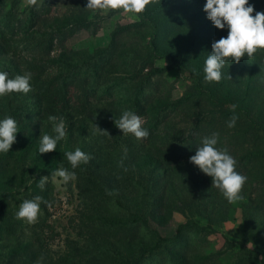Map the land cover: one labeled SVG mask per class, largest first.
<instances>
[{
	"label": "rangeland",
	"instance_id": "obj_1",
	"mask_svg": "<svg viewBox=\"0 0 264 264\" xmlns=\"http://www.w3.org/2000/svg\"><path fill=\"white\" fill-rule=\"evenodd\" d=\"M205 4L158 0L136 16L101 15L85 8L87 0H0V71L32 73L31 92L0 96V120L11 116L19 128L11 150L0 153V264L41 256L42 264H136L186 224L180 244L145 264H170L172 256L176 264H264V141L246 137L250 119L264 124V51L229 59L222 80L206 82L212 42L228 29L213 25ZM57 86L68 89L63 99L53 97ZM234 102L245 112L228 128ZM124 110L141 114L147 139L116 127ZM53 115L67 135L40 154V136L55 135ZM213 132L248 177L236 203L189 162ZM76 148L92 159L72 169L64 153ZM61 166L76 179L38 187ZM35 196L42 197L37 222L17 219L19 204ZM137 218L146 226L129 225Z\"/></svg>",
	"mask_w": 264,
	"mask_h": 264
},
{
	"label": "clouds",
	"instance_id": "obj_2",
	"mask_svg": "<svg viewBox=\"0 0 264 264\" xmlns=\"http://www.w3.org/2000/svg\"><path fill=\"white\" fill-rule=\"evenodd\" d=\"M31 6H36L38 0H27ZM158 3V0H87L88 10L99 11L101 15L109 11L123 10V13L139 16L144 13L150 5ZM204 11L207 18L220 30L227 26L228 35L212 42L211 53L204 62V79L206 82L219 83L223 78L222 69L227 61L231 59L239 63L247 56L251 59L258 51H264V12L256 11L255 6L249 0H206ZM255 13V15H253ZM231 79V77L229 76ZM32 73L25 72L9 78L6 71H0V96L10 93L27 94L32 91ZM236 106H232L233 115L227 121V127L233 128L239 116L235 114ZM53 122L55 135L43 134L39 139V153H51L56 151L57 144L65 139L66 125L62 118L49 116ZM145 121L132 110H124L119 119H115V125L124 135L132 134L137 140L147 139L149 131L143 127ZM95 130L101 134H109L107 130H101L96 124ZM19 132L18 122L11 116L0 120V153H8L13 144L17 142ZM110 135V134H109ZM219 133L213 132L202 139L195 155L189 158V162L197 166L200 171L212 178L213 187L218 189L229 203H236L243 199L242 193L248 181V177L237 171L238 161L229 153L226 147L218 146ZM72 169L81 164H88L92 157L76 148L74 151L64 153ZM55 183L57 178L63 183L76 179L74 171H69L61 166L51 173L43 176L38 187L44 189L49 179ZM111 194V193H110ZM42 197L35 196L25 199L19 204L16 218L25 220L29 224L37 222L41 215ZM44 203L47 204L46 201ZM50 207V205H49ZM44 257L41 256L36 264H42Z\"/></svg>",
	"mask_w": 264,
	"mask_h": 264
},
{
	"label": "trees",
	"instance_id": "obj_3",
	"mask_svg": "<svg viewBox=\"0 0 264 264\" xmlns=\"http://www.w3.org/2000/svg\"><path fill=\"white\" fill-rule=\"evenodd\" d=\"M253 2L251 3L252 5L255 6V9L256 11H261V12H264V1L263 0H252ZM258 3V4H257ZM253 15H255V13H253ZM7 29H11L12 28V25L9 24L8 27H6ZM263 52V51H262ZM98 84H95L93 85V87L91 88L92 90H96L97 89V86ZM210 88V87H209ZM204 88L203 91L208 94L209 96H211V98L213 99V101H217V94L214 92V90H212L211 88ZM47 89V88H45ZM44 89V90H45ZM58 89V90H57ZM57 91H56V94L53 95L54 98H56V100L59 99H63L64 95H68V89L65 87V86H57ZM225 103H229L227 101H224ZM234 105L236 106L235 110H237V115H240V114H243V112H245V108L243 105H241L239 102H234ZM134 112H138V111H134ZM138 114V113H137ZM141 116V114H138ZM249 117V116H248ZM115 123V121H114ZM247 125L250 126V128L252 129V131H250V128H249V132H248V136L246 137H250V138H259L262 139L264 141V124H260V123H257L256 120L254 119H250L247 123ZM198 129V128H197ZM259 135V136H257ZM263 137V138H262ZM247 139V138H246ZM256 142V141H255ZM259 154H262L264 155V146H263V149L261 151H258V155ZM259 199H261V203H263L262 205H264V192L262 195L259 196ZM147 223L146 220H141V218H137V219H134L133 221L130 222V226H138L139 228L143 227V226H146V225H143V223ZM247 222H249V218L247 217ZM188 227H191L190 224H186V225H181L178 230H177V234L171 238H164V237H159L158 240L155 242V247L153 250L150 251L149 254L144 253L143 255H141L140 257H136L135 260H136V264H145L147 263L149 260V262H152L153 259L155 257H157L161 251L163 250V248L165 246H169L171 244H180L181 241H182V236H183V233H184V230L185 229H188ZM157 235V234H155ZM152 240V239H151ZM155 241V240H154ZM154 241L152 243H154ZM246 251L249 252V250H247L246 248ZM252 253H254V251H250ZM134 256H138V255H134ZM133 256V257H134ZM245 260V257L243 258ZM180 258H176L175 256L169 258V262L170 264H176V263H180ZM125 264H129L127 263V261L125 262ZM247 264V263H245Z\"/></svg>",
	"mask_w": 264,
	"mask_h": 264
}]
</instances>
